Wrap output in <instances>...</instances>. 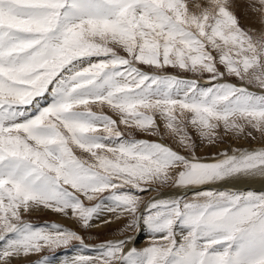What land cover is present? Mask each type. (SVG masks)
<instances>
[{"label": "snow or ice", "instance_id": "1", "mask_svg": "<svg viewBox=\"0 0 264 264\" xmlns=\"http://www.w3.org/2000/svg\"><path fill=\"white\" fill-rule=\"evenodd\" d=\"M232 8L231 0H0V264L73 241L87 247L63 225L25 222L22 210L71 213L88 228L105 204L166 243L125 253L126 241L106 242L63 264H264V192L215 187L264 178V146L203 160L189 133L209 143L221 127L264 135V92L223 82L217 67L264 90V34L246 31ZM138 64L207 72L209 86ZM157 115L188 155L120 130L159 134ZM154 184L192 197L153 199L137 217V193ZM106 192L93 207L81 199Z\"/></svg>", "mask_w": 264, "mask_h": 264}, {"label": "rangeland", "instance_id": "2", "mask_svg": "<svg viewBox=\"0 0 264 264\" xmlns=\"http://www.w3.org/2000/svg\"><path fill=\"white\" fill-rule=\"evenodd\" d=\"M189 3L192 6L197 4L204 6L207 4V0H189ZM231 3L233 5L232 10L238 16L241 26L246 31H248L254 37H259L260 35L264 34V14L256 10V8H259L258 0H231ZM254 4H255V8L253 7ZM117 52L122 56L127 55V53H125L122 49L119 48L117 49ZM137 66L140 67L143 71L149 73L162 72L165 75L176 76L180 79L196 80L201 86L204 87L209 86L210 74L207 72L200 73V72L185 71L173 67H165L164 69H155L151 66L140 65V64H138ZM217 67L219 71L225 73L223 77V82L231 83L237 86L247 87L249 90L257 93L264 92V90L258 88L255 85L247 84L246 82L241 81L234 76L228 75L223 65H217ZM45 96L46 97L43 98L41 97L37 98V100H39L42 106H46L48 103H50L51 98L48 97L47 94H45ZM92 110L97 113L109 115L113 119L119 120L118 115L113 113L106 106L93 105ZM156 121L160 128L159 134L156 135L148 134L135 128H131V129L126 128L123 125H120V130L124 132L125 136L129 138H135L137 140H148L150 142H159L172 147L174 150L180 152L181 154L188 155V152L185 151V149L182 148L179 145V143L171 135L167 133L164 120L157 115ZM217 131H218V137L216 142L209 143L207 140L202 139L195 129L189 128V133L192 136V140L194 141L195 144V153H194L195 156L203 160H211L213 157L217 156L219 153L224 151L231 152L233 149H237V148L251 150L253 148H259L264 146V135L250 128H246L243 134L226 132L223 129V127L219 128ZM249 132L251 133V135H248ZM77 155L82 156L83 158H87V154L81 153L80 151H77ZM229 184L231 185V183ZM229 184H224V185H226L229 188L230 186ZM218 185L220 186L222 184H218ZM218 185H215V187H219ZM151 188H154L155 191L149 190L143 193H137L141 197V202L138 211L136 213L137 217H140V215L145 212L146 207L153 199H165V198L174 199L177 197H187L190 199L192 197L191 190L180 189L171 184L169 185L154 184L151 186ZM246 190L256 191L253 190L252 188H247ZM256 192H260V191H256ZM107 195L108 193L106 192L91 201L87 200L84 197H81V199L84 201L86 206L93 207L97 204H100L101 201L104 199V197H106ZM105 206L107 205L105 204ZM106 210H107V214L106 215L104 214L105 219L104 222H102L103 223L102 225L105 226L104 228H102L99 225V223H97V219L101 211L99 212V215L96 216L91 222L92 225L91 227L88 228L82 227L81 224L78 221H76L74 218H72L73 222L67 224L68 227L66 226V224L65 225L63 224V226L76 231L83 238V242L84 245L87 246V250H90L93 253H96V249L99 248L102 244H105L106 242H116L121 240L126 241L124 246L125 253L131 251L133 248H135L138 251L143 250L144 248L151 246L154 242L166 243V241L162 239V234L150 233L142 221H138L136 226L130 227L133 219L132 216L128 215L127 213H121L119 210L116 212L109 211L107 208ZM21 216L25 222L37 226L52 224V223L62 225L59 219L60 215L55 212H51L48 209L35 208V209H30L27 212H24L22 210ZM113 220H115L116 223H113ZM177 239L178 240L180 239L179 235L177 236ZM77 248H80V242L73 241L72 245H70L68 248H58L54 251L46 248L40 253L30 254L28 256L15 257V259L11 260V264H38L39 262L42 261L44 262L46 259L58 257L64 253H67ZM86 256H95V255L88 254ZM21 257L22 258L25 257V258L22 260Z\"/></svg>", "mask_w": 264, "mask_h": 264}, {"label": "bare ground", "instance_id": "3", "mask_svg": "<svg viewBox=\"0 0 264 264\" xmlns=\"http://www.w3.org/2000/svg\"><path fill=\"white\" fill-rule=\"evenodd\" d=\"M46 97V96H45ZM49 102V101H48ZM45 104V103H44ZM230 185V184H229ZM228 185V186H229ZM219 186V185H218ZM224 187H226V188H228L226 185H224V184H222V185H220L219 187H217V188H221V189H223ZM247 188H252L253 190H256V191H264V178H260V177H255V178H244V179H240V180H238V181H234V182H232L231 183V185L229 186V188L228 189H232V190H238V191H244V190H246ZM185 193V192H184ZM184 193H183V195H184ZM186 194H188V193H186ZM179 195H182V194H179ZM179 195H177V196H179ZM176 196V195H175ZM106 208H107V206H104L100 211V215H99V217H98V219H97V223H99V225L102 227V228H104L105 226L104 225H102L103 223L102 222H104V219H105V217H104V214L106 215L107 214V210H106ZM39 209V208H38ZM40 209H44V208H40ZM49 210V209H48ZM51 211V210H50ZM52 212V211H51ZM103 213V214H102ZM58 214V213H57ZM102 214V215H101ZM60 216H59V219H60V222L62 223V225L64 224H66V226H67V224H69V223H71V222H73L72 220V215H71V213H69V215L68 216H64V215H62V214H59ZM120 221V220H119ZM96 223V224H97ZM113 223H116V221L115 220H113ZM105 224V223H104ZM68 227V226H67ZM143 234V233H142ZM145 237H146V234H145ZM144 237V238H145ZM140 242V241H139ZM139 244V243H138ZM5 245H4V242H2V241H0V249H2L3 247H4ZM91 252V253H90ZM88 255V254H93V255H96L97 253H93L92 251H90V250H87V247L85 248V247H80V248H77V249H74V250H72V251H69V252H67V253H64V254H62V255H60V256H58V257H55V258H51V259H46L44 262L42 261V262H39L38 264H63V262L65 261V260H68V259H70V258H73V257H76V256H78V255ZM22 258V257H21ZM21 258H20V260H21ZM25 258V257H24ZM24 258H22V260L24 259ZM13 259H15V258H13ZM18 262V261H17ZM16 262V263H17ZM12 263H13V261H12Z\"/></svg>", "mask_w": 264, "mask_h": 264}]
</instances>
